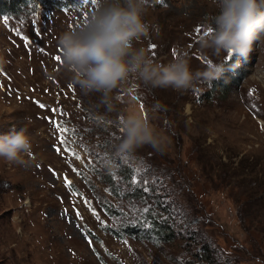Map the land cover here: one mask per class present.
Returning a JSON list of instances; mask_svg holds the SVG:
<instances>
[{
    "label": "rangeland",
    "instance_id": "obj_1",
    "mask_svg": "<svg viewBox=\"0 0 264 264\" xmlns=\"http://www.w3.org/2000/svg\"><path fill=\"white\" fill-rule=\"evenodd\" d=\"M24 4L19 11L0 8V135L25 129L33 137L25 165L0 158V264H179L184 252L179 239L168 244L116 234L112 229L126 217L106 213L115 196L102 168L105 155L93 151L99 139L93 124L99 117L114 121L107 125L122 136L119 118L131 110L150 118L167 138L164 154L149 146L136 152L156 165L172 160L194 178L195 196L182 192L176 201L208 203L212 222L201 218L194 227L239 253L237 264H264V254L254 253L252 245L257 234L252 219L264 217V43L255 44L246 60L232 57L235 64L239 61L234 70L210 86L199 84L195 92L152 89L130 77L114 90L119 99L116 110L108 112L99 94L85 96L70 87L62 58L55 59L61 57L60 35L82 26L98 3ZM217 14L213 0H152L144 17L149 36L135 46L164 65L186 54L192 70L203 71L209 60H225V54L217 57L199 43L215 27ZM157 102L167 110L152 112ZM130 212L137 222L138 208ZM10 215L18 218L11 225Z\"/></svg>",
    "mask_w": 264,
    "mask_h": 264
},
{
    "label": "clouds",
    "instance_id": "obj_2",
    "mask_svg": "<svg viewBox=\"0 0 264 264\" xmlns=\"http://www.w3.org/2000/svg\"><path fill=\"white\" fill-rule=\"evenodd\" d=\"M152 0H98V8L82 26L70 28L58 39L62 68L69 76V86L78 88L85 96L99 94V104L108 112L116 110L114 90L125 85L130 77L146 87L162 88L181 94L198 90L199 84L219 80L227 70L232 57L246 60L255 44L264 43V0H213L218 14L212 19L215 27L205 31L199 43L202 49H211L213 55L225 60H209L203 71H193L186 54H178L167 65L154 62L147 49L135 42L149 36L150 25L145 15ZM157 102L151 111H166ZM101 123H114L98 118ZM118 126L122 136L114 144V154L105 156L102 168L109 174L117 170V159L127 160L145 147L164 154L167 138L151 123L150 118L134 110L121 115ZM33 150V137L25 129H13L0 135V158L8 163L25 165V156Z\"/></svg>",
    "mask_w": 264,
    "mask_h": 264
},
{
    "label": "trees",
    "instance_id": "obj_3",
    "mask_svg": "<svg viewBox=\"0 0 264 264\" xmlns=\"http://www.w3.org/2000/svg\"><path fill=\"white\" fill-rule=\"evenodd\" d=\"M27 1L3 0L0 1V8L6 13L19 11L20 6H25L24 3ZM233 64L235 61L229 60L226 66ZM224 82L228 85L232 83V79ZM213 87L221 88V84L213 83ZM90 106L94 107V103H90ZM93 127L94 137L99 138L93 151L99 156L113 155L114 144L121 137L119 133L100 121L93 124ZM142 156L135 152L127 160L118 158L116 161L117 170L112 174L105 172V180L111 187L112 195L115 196L113 201L106 204V213L109 216L126 217L120 228L112 230L116 234L134 237L146 236L168 244L179 239V244L184 250L179 264H237L241 261L239 253H232L228 247L223 249L211 238L209 239L205 232L194 227L195 222H199L201 218L206 222H212L213 218L210 211L207 210V202L199 203L196 199L191 200L190 206H186L180 200L176 201L177 196L182 192L190 194V199L195 196L194 178L178 168L177 163H173L172 160L168 163L165 162V165H156ZM144 181L145 183H142ZM166 194L171 195V198ZM127 204H130L128 208ZM147 205L148 208H144ZM152 205L155 206L152 208ZM132 206L138 208L141 214L137 222H134L131 217ZM185 206L187 207L186 211L183 210ZM252 220L255 221L253 230L257 231V234L252 237L254 253L264 254L262 247L264 245V217H254ZM251 230L248 232L250 233ZM240 244L237 245L241 247L236 246V248L245 250L244 244Z\"/></svg>",
    "mask_w": 264,
    "mask_h": 264
},
{
    "label": "snow or ice",
    "instance_id": "obj_4",
    "mask_svg": "<svg viewBox=\"0 0 264 264\" xmlns=\"http://www.w3.org/2000/svg\"><path fill=\"white\" fill-rule=\"evenodd\" d=\"M90 2H91L92 4H97V3H98V0H90ZM84 3H85V4L89 3V0H84ZM64 11H68V7H67V6H65ZM154 47H155V46L153 45V48H154ZM55 59H56L57 61H60V60H61V57H60V56H56ZM40 107H41V108H44L45 105L40 104ZM51 111H55V109H52ZM56 126H57V128H59V124H57ZM62 142H63V141H62Z\"/></svg>",
    "mask_w": 264,
    "mask_h": 264
},
{
    "label": "crops",
    "instance_id": "obj_5",
    "mask_svg": "<svg viewBox=\"0 0 264 264\" xmlns=\"http://www.w3.org/2000/svg\"><path fill=\"white\" fill-rule=\"evenodd\" d=\"M5 208H6V207H5ZM9 208H10V207H9ZM6 210H7V209H5V211H6ZM2 212H4V210H1V211H0V213H2ZM15 214H16V215H20V216H22V214H19L18 212H15L13 215H15ZM13 215H12V216H11V215L9 216V221H10V223L8 222L9 225L15 223L16 220L18 219V218H16V217H13ZM0 216H2V215H0ZM2 218H3V219L5 218L4 215H3Z\"/></svg>",
    "mask_w": 264,
    "mask_h": 264
},
{
    "label": "bare ground",
    "instance_id": "obj_6",
    "mask_svg": "<svg viewBox=\"0 0 264 264\" xmlns=\"http://www.w3.org/2000/svg\"><path fill=\"white\" fill-rule=\"evenodd\" d=\"M211 1V0H210ZM189 23V22H188ZM166 25V24H165ZM183 26V25H182ZM81 243V242H80ZM82 244V243H81ZM81 248V247H80Z\"/></svg>",
    "mask_w": 264,
    "mask_h": 264
}]
</instances>
